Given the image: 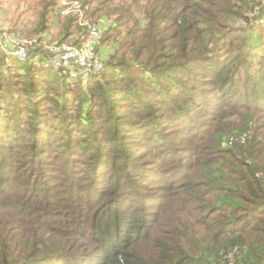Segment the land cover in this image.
Returning <instances> with one entry per match:
<instances>
[{
	"label": "trees",
	"instance_id": "16d2710c",
	"mask_svg": "<svg viewBox=\"0 0 264 264\" xmlns=\"http://www.w3.org/2000/svg\"><path fill=\"white\" fill-rule=\"evenodd\" d=\"M91 1L83 0L86 6ZM57 3L47 1L42 18ZM135 6L141 10L140 19L133 12ZM252 10L248 0H99L93 19L115 17L103 41H114L121 26L131 19L134 23L117 46L120 54L109 56L100 73L89 75L88 84L62 75L54 82L40 69L32 70L29 81H24L32 89L20 85L30 92L22 95L31 98L23 109L10 108L0 88V157L4 159H0V193L16 198L0 208L17 215L10 229L16 240L0 241V264H264V123L257 119L264 116V66L259 69L264 53L251 62L242 48L235 52L231 44V54L222 57L216 41L205 38L216 32L213 25L219 20L257 23L264 11L246 14ZM85 15H90L89 9ZM200 18L206 24L198 27ZM69 22L79 23V14L69 17ZM247 42L253 39L247 37ZM258 46L262 44L255 49ZM32 54L42 60L48 56ZM191 64L199 69L191 71ZM18 68L17 74L23 76L22 71L35 67L20 61ZM186 68L193 84L181 76ZM39 78L47 80L35 81ZM45 82H53L52 91ZM179 92L187 97L185 104H197L200 116L208 117L197 130L191 122L182 123V117L195 111L179 102ZM45 93H49L46 107L44 98H39ZM72 94L80 102L68 103ZM122 96L132 101H122ZM162 103L169 105L166 115L156 113ZM52 108L60 109L58 130L66 139L64 147L71 145L69 154H82L85 146L95 152L90 158L94 160L91 180L80 176L81 182L86 181L83 193L80 182L51 174L55 169L36 167L50 161L46 158L52 142L46 134L49 126L43 129L39 123L53 115ZM227 108L242 118L240 129L246 132L239 143L226 147L221 133L228 127L220 125L223 121L217 114ZM141 118L153 126L152 141H158L148 149L155 151V157L146 167L138 161L145 155L141 147L150 129L137 125L135 120ZM19 120L29 125L28 131L18 127ZM2 121L7 123L1 130ZM170 125L184 126L179 138L186 145H172L165 133ZM129 131L132 140L126 139ZM23 139L30 141L35 166L32 175L21 179L24 175L6 174L11 169L6 158L15 155L13 146ZM103 161L125 175L105 176L100 170ZM196 169L204 171L197 175L198 182L190 181ZM128 174L135 178L130 181ZM152 188L160 191L139 193ZM170 207L179 210L168 217L170 223L164 228ZM5 225L0 229L4 231ZM60 239L71 243L61 245Z\"/></svg>",
	"mask_w": 264,
	"mask_h": 264
},
{
	"label": "rangeland",
	"instance_id": "374dc122",
	"mask_svg": "<svg viewBox=\"0 0 264 264\" xmlns=\"http://www.w3.org/2000/svg\"><path fill=\"white\" fill-rule=\"evenodd\" d=\"M49 0H0V41L2 42L3 46L0 47V88L1 91L4 92V98L8 99V106L10 108H16L18 105H20V108L23 109V106L25 105V102L30 101V97L23 96V93H30L29 91L25 90L32 89L31 87L26 85V82L28 80V75L32 70H41L40 72L46 73V77H49L55 82L56 78H61L62 76H66L69 78V80L75 82L78 80L83 81L82 83L88 84V77L89 75L93 73H89L84 76H78V77H69L66 75L63 71L57 70L54 67H45L43 65L44 59L41 58H34L32 52L39 51L41 52L40 57L44 58V54L54 52V51H61L64 47H71V48H77L82 49L86 48L85 50H89L90 47L89 41L91 40L89 32H93L92 28L94 25L101 26V34L100 37L98 36L97 39H94L95 42L100 41L99 49L97 47H94L97 51H99L101 55V60L103 62H107L109 56L112 54H120L118 52L117 46L120 42L125 40L127 27H131L134 23V19H131L127 24L121 26L120 29V35L117 37H114V41H103L107 38L108 31L110 30L112 24L114 23V18H107L105 20L101 18H94L92 17V12L94 11L95 7L98 5L99 0H92L88 6L85 5L83 0H57L58 3L56 6H53V10L46 15L45 18H42V13L44 11L45 3ZM250 2V6L253 7L252 11H248L246 14L249 16H253L256 14V11H259L263 9L264 11V0H248ZM239 5V4H237ZM86 9H89L90 15L86 14ZM139 7L135 6L133 7V12L136 14V17L138 19L141 18L140 11H138ZM84 14V19H79V23L77 24L75 22H69V17L75 16L78 14ZM46 21V24L44 22ZM206 20L205 18H200L197 22V26L201 27L199 25H205V22H202ZM259 21L257 23L252 22L251 25H248L243 20L238 21H232V20H219L216 22L213 27L215 28L216 32L213 35L205 36V38L208 39V42L211 43L212 41H216V44L219 45V51L221 52L222 57H226L227 55H230L231 53V44L235 52L239 51L240 48H242V54L243 56H248L246 59H250L251 62L257 61L261 58L262 53H264V13L261 15V17L258 19ZM196 22V23H197ZM46 26V29H43V27ZM229 26L231 28H229ZM119 29H116L115 31H118ZM232 31V32H231ZM222 32V33H221ZM200 31H197V34H199ZM220 33V34H219ZM229 33V36H228ZM251 33L253 36H251ZM219 34V35H218ZM220 37V38H219ZM247 37L250 40L253 39L252 43L247 42ZM252 37V38H251ZM199 40L200 38H196ZM117 42V43H116ZM262 44L261 47H257L255 49L254 45L256 44ZM20 44V45H18ZM20 46V48H19ZM29 50L31 54L27 55L26 58L21 61L16 53L17 51H27ZM250 51L254 52V57L250 56ZM29 52V53H30ZM245 56V57H246ZM46 57V56H45ZM120 56H117V58ZM128 57V56H127ZM128 59L131 61L128 57ZM24 62L33 64L35 68H31L28 71H22L21 73H24V75H18L19 68H18V62ZM207 65L210 67V63L206 62ZM130 65V64H129ZM264 65L259 66V69L262 68ZM105 67V66H104ZM191 71H195L198 68V64H191L188 66ZM248 69L251 68L250 64L247 66ZM258 67V66H257ZM137 71V70H136ZM57 73V77H55V73ZM139 72V71H138ZM181 76L183 79L187 80L188 83H192L190 80V77H188V70L187 68L184 70V72L181 73ZM58 78V79H59ZM161 81H163V76L160 78ZM42 78L36 79L35 81H41ZM42 80V81H46ZM60 80V79H59ZM189 84V85H192ZM20 85H24L26 87L25 89L20 88ZM45 87L48 88V90H53V82L44 84ZM156 87V84L154 85L153 89L149 90L147 89L148 95L152 92ZM24 91V92H23ZM62 91V90H61ZM80 92L81 90H77ZM180 93V92H179ZM69 94V93H68ZM62 94H58V97H60ZM40 97L44 98V105L45 107L48 105V99H49V93L41 94ZM76 94L69 95L68 97V103L72 104L76 101L80 102V100L76 99ZM161 99L162 97L159 96ZM179 99V102L182 103V105L187 106L190 111H195V113L190 116L187 114L186 117H182V123H190L193 128H195L197 125H199V122L202 120L207 121V116H200L198 113V109L200 106L193 105L190 106L186 103L187 97L184 95V93H180L178 96H176ZM212 98L214 100L218 101V98L216 96L212 95ZM122 101H132L129 96H122ZM160 101V100H159ZM199 102L202 100H198ZM203 104H207L206 102L202 101ZM156 113L158 115H166L168 106H166L165 103L159 104L156 106ZM70 111V110H69ZM51 113L53 114L51 117H47L48 119L45 120V122L40 121V127L45 128V126H49L48 130L46 131V134L49 135L51 139V144L48 145V153L49 155L46 157L47 159H50L49 162L42 165H36V167H48L50 169H55L51 171L50 173H54V175H57L59 178H65L66 181H73L75 180L77 184L80 182L81 186L79 188V191L81 193L84 192V187L86 186V181H90V175L91 172L94 169V164L90 158L95 155L94 151H91V147L85 146L86 151L82 154L72 153L69 154L71 145L64 147L66 145V139L62 136L64 135L61 131L59 132L58 126L60 125V109L58 108H52ZM27 115V113H24V116ZM171 116V115H170ZM217 116H219V121L222 119L223 123H220L222 126L224 123L227 125L228 128H226V131L223 134L224 141L226 142L227 146H233L237 143H239L243 139V135L246 131H242L240 127H243L244 121L241 117L237 116L233 110H229V108L224 109L222 112L218 113ZM246 116V114H245ZM173 117V116H171ZM165 121H167L166 117L163 118ZM207 119V120H206ZM258 121L264 123V116H260L257 118ZM210 120L213 121V118ZM137 125H145V128H149V132L145 133L144 135V144L142 145V151L145 152V155L140 157V161H138L139 165H142L143 167L151 166L150 160L155 157V151L148 152V149L153 145V143H158V141H152L154 138L153 126L150 125V122H147L146 119H136ZM218 121V119H217ZM7 121L1 122V130L6 125ZM217 124V122H216ZM18 127L22 128L23 132L28 131L29 125L25 124L22 120H19L17 123ZM184 129V126H181V128H177L175 125L167 126L165 129V133H167V137L169 141L172 142V145L175 147L181 148L182 146L186 145L187 143H184L183 141H180V131ZM199 129V126H198ZM195 130H197L195 128ZM194 130V131H195ZM249 136H250V130ZM130 136L126 137L128 140H132V132H127ZM194 132H189L188 135ZM43 135V136H46ZM197 134L200 135V132ZM106 136V135H105ZM146 136V137H145ZM213 138V136L211 137ZM147 139V140H146ZM143 140V141H144ZM11 142H14V140H11ZM191 142V141H190ZM189 142V143H190ZM197 142L198 141H194ZM224 142V143H225ZM30 141H26L25 139L18 141L14 144L13 148H15L14 156L6 158V160L10 163L11 169L7 171V175H24L21 177V179H24L28 175H32L34 166L31 162L32 160V153L33 150L29 147ZM202 143V142H201ZM193 144V143H190ZM112 151V147L110 148ZM4 151V150H3ZM111 156V155H109ZM212 156V155H211ZM79 157V158H78ZM112 157V156H111ZM216 158H218L216 156ZM0 159H3V156L0 157ZM75 161L73 162V160ZM108 159V158H107ZM4 160V159H3ZM194 159L192 158L189 160V162H192ZM196 164L198 160L195 161ZM107 162L103 161L101 165V169L104 170V175L107 176L109 173H113L114 178L120 177V175H125L124 172L120 174L119 168L116 170L109 169V166H106ZM194 164V166L196 165ZM76 167V171H74L73 166ZM119 167V166H117ZM204 170H193L192 176L190 177V181L194 180L196 182L199 181V178L197 175H201L200 173ZM134 173V172H132ZM80 176H85L86 181L81 182ZM130 181H132L135 177H128ZM50 182L55 183V181L50 180ZM60 186L59 188H62V184L59 181H56ZM132 184L129 182L127 185ZM160 189L152 188L148 191H142L139 192L141 194L144 193H157ZM11 192V191H8ZM146 195V194H144ZM154 195V194H153ZM15 194H9V193H0V204L2 206H6L9 202L15 201ZM20 201V200H19ZM9 208V207H8ZM178 208L170 207L169 211L166 217H164L163 221V227L166 228L165 224H169V216H176L178 212ZM10 211L7 209L6 212H3V208H0V227L5 225V223H10L7 227L5 225V230L0 229V236H2L0 241H4L7 237L10 239H15L14 237V229L10 231L12 228V222L14 217L17 215H9ZM9 229V231H8ZM38 234L37 232H35ZM42 237L49 241L50 239ZM61 245L67 246L70 242H66L64 239L59 240ZM74 242H77L74 239ZM7 254V252H6Z\"/></svg>",
	"mask_w": 264,
	"mask_h": 264
},
{
	"label": "built area",
	"instance_id": "2783aa9c",
	"mask_svg": "<svg viewBox=\"0 0 264 264\" xmlns=\"http://www.w3.org/2000/svg\"><path fill=\"white\" fill-rule=\"evenodd\" d=\"M79 19H84V14H79ZM93 32H89L91 40L89 41V50L86 48L77 49L71 47H64L61 51H54L48 53V56L44 59L43 65L45 67H54L57 70L63 71L69 77L84 76L89 73L98 74L105 66V62L101 60V55L94 47L100 45L99 42H95L94 39L100 37L101 26L94 25L92 28ZM20 45V44H18ZM3 44L0 41V47ZM20 48V46H19ZM29 50L27 51H17L14 53L18 58L23 61L27 55H29Z\"/></svg>",
	"mask_w": 264,
	"mask_h": 264
}]
</instances>
